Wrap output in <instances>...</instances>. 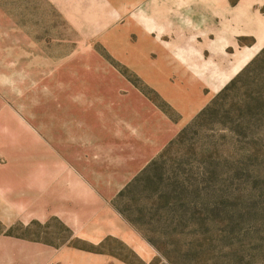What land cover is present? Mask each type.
Instances as JSON below:
<instances>
[{
  "label": "rangeland",
  "instance_id": "obj_1",
  "mask_svg": "<svg viewBox=\"0 0 264 264\" xmlns=\"http://www.w3.org/2000/svg\"><path fill=\"white\" fill-rule=\"evenodd\" d=\"M131 1L0 0V191L8 199L16 183L30 185L37 165L53 162L61 174L74 161H109L103 148H85L87 113L109 119L111 72L172 114L111 56L112 29L142 26L133 17L148 11ZM177 1L183 4L150 10L180 17L184 30H209L207 78L226 86L121 189L113 206L138 247L120 242L107 250L134 264H264V0ZM130 34L133 41L137 32ZM190 52L198 68L203 57ZM203 67L194 74L206 78ZM20 218L1 215L0 236L77 245L55 218L29 225Z\"/></svg>",
  "mask_w": 264,
  "mask_h": 264
},
{
  "label": "crops",
  "instance_id": "obj_2",
  "mask_svg": "<svg viewBox=\"0 0 264 264\" xmlns=\"http://www.w3.org/2000/svg\"><path fill=\"white\" fill-rule=\"evenodd\" d=\"M182 4L177 0L174 4L132 0L130 8L143 6L148 10L143 16L133 17L132 23L144 25L113 28L110 43L111 56L136 74L172 114L133 83L111 72L110 83L105 85L111 87L110 96L105 97L109 119H91V113H87L86 120L94 130L88 129L87 135L92 137L86 140L85 148L87 153L103 148L109 153V161L102 166L96 156L74 161L69 168L63 165L61 174L55 171L53 162L37 165L30 185L16 183L13 199H8L6 188L0 191V216H20L25 225L35 221L45 224L55 218L72 232L77 245L0 236V264H134L107 250L120 242L134 251L138 247L134 234L114 208V199L226 86L210 83L207 78L210 31L202 34L198 27L184 30L188 28L183 27L180 17H161L165 15H160V11L150 10ZM153 16L157 21H150ZM156 28L162 32L153 35ZM131 29L137 32L133 41ZM168 30L172 32L166 37ZM189 50L191 56L195 50L203 57L198 65L206 66V78L194 74L199 67H192ZM73 135L82 136L79 131ZM82 148L81 145V151ZM24 192H29L30 198L24 199Z\"/></svg>",
  "mask_w": 264,
  "mask_h": 264
},
{
  "label": "trees",
  "instance_id": "obj_3",
  "mask_svg": "<svg viewBox=\"0 0 264 264\" xmlns=\"http://www.w3.org/2000/svg\"><path fill=\"white\" fill-rule=\"evenodd\" d=\"M264 53V51L262 52V54ZM203 112V111H202Z\"/></svg>",
  "mask_w": 264,
  "mask_h": 264
}]
</instances>
